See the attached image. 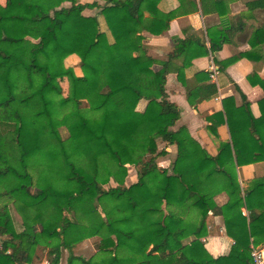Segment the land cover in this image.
I'll return each instance as SVG.
<instances>
[{
    "label": "trees",
    "instance_id": "16d2710c",
    "mask_svg": "<svg viewBox=\"0 0 264 264\" xmlns=\"http://www.w3.org/2000/svg\"><path fill=\"white\" fill-rule=\"evenodd\" d=\"M64 1L71 5L62 6ZM104 1L98 6L106 30L96 15L82 13L94 5L78 0L0 5V196L12 200L13 191H23L39 197L17 203L18 223L8 200L0 204V264L43 259L58 264L62 247L68 250L66 264H251L250 244L264 245V175L242 188L237 168L264 163V96L258 117L244 94L239 105L232 96L222 99V110L208 119L211 128L225 122L229 139L220 141L216 155L209 154L186 126L173 127L180 108L167 99L164 87L173 58L192 41H177L158 70L144 43L142 33L160 34L173 13L159 12V0ZM217 2L200 0L202 11L224 15ZM245 5L250 10L263 6ZM145 10L151 18H144ZM218 34L215 42L209 35L211 51L227 40L224 32ZM251 35V49L225 59L222 67L254 51L256 59L262 57L264 28ZM195 44L207 54L203 42ZM73 54L81 75L64 65ZM200 74L208 78V72ZM63 76L72 108L56 118L47 105L60 95L57 78ZM257 80L264 91V78ZM196 90L198 96L186 91L191 104L216 87L205 83ZM3 127L10 128L8 136ZM61 127L67 130L64 137ZM157 138L176 147L171 171L156 163V156L166 152L158 151ZM33 158L45 168L43 175L36 171L39 184L30 171L37 169ZM127 164L137 167V181L124 186ZM110 180L115 185L104 188ZM34 185L32 192L28 187ZM220 192L227 195L222 204L214 199ZM190 208L197 209V222L184 217ZM214 215L222 217L233 240L228 253L215 257L201 240ZM93 235L100 236L98 261L72 253L74 245Z\"/></svg>",
    "mask_w": 264,
    "mask_h": 264
},
{
    "label": "crops",
    "instance_id": "0c3cea01",
    "mask_svg": "<svg viewBox=\"0 0 264 264\" xmlns=\"http://www.w3.org/2000/svg\"><path fill=\"white\" fill-rule=\"evenodd\" d=\"M223 1L219 0L216 5H220ZM246 1H244L243 6L250 13L245 14L244 17L242 16L238 21L239 25L236 26L233 22L226 19L227 15H219L218 11L203 12L200 0H159L157 5L159 12L173 13L172 18L169 20L168 28L160 34H152L146 31L142 33L148 54L157 60V63L152 66L154 70L160 69L161 65L159 63L167 60L174 53L177 41L185 38H190L192 41L187 46V49L173 58L172 68L166 74L164 87L167 99L180 108V116L173 127L186 126L189 134L211 155L217 154L220 141L229 139V131L225 122H217L216 126L211 128V122L208 119L210 115L222 110L223 98L232 96L236 104L239 105L241 103L240 94L242 93L249 102L253 115L255 117L260 115L258 101L264 96V91L257 79L264 78V55L258 60L256 59L257 53H253L251 56H240L225 67L220 65L225 59L251 49L249 38H251V34L255 30L252 27L254 24L255 26L257 25L255 21H257L259 13L260 15H264V13L260 8L248 9L245 5ZM5 2L6 0H0V5H5ZM78 2L93 4L94 6L92 7L84 8L82 13L84 15H96L101 29L106 30L103 17L100 14L101 7L98 6L103 5L105 1L78 0ZM61 5L69 6L71 3L64 1ZM224 8L225 5L224 7H217L220 11H224ZM143 14L145 19L151 18L149 11L145 10ZM233 14L231 13V15ZM218 32H224L227 40L221 44L218 50L211 51L209 49V35L212 36L213 42H215V40L219 39ZM197 39L205 44L208 49L207 54L201 55L199 53L200 47L195 44ZM263 45L264 43L262 47ZM262 54H264V51ZM191 55L195 56H192V60L186 66L181 67L184 62L189 61L188 59ZM213 70L215 73L211 76ZM178 71H180V76L177 75ZM199 72H208V78L204 79ZM248 76H252V79L248 78ZM205 83H213L216 87V92L193 104L189 103L186 91L190 88L197 95L198 91L196 89L201 85H205ZM200 94L201 92L199 91ZM143 106L144 103L141 102L138 108L140 109ZM160 147H164L166 152L157 156L156 163L159 167L167 168L176 155V147L174 145L165 146L162 142H158V148ZM130 170L125 178V184L127 185L137 181L136 170L133 172ZM263 170L262 162L238 167L237 175L240 185L242 186L243 181H248L253 175L255 177L256 175H262L264 173ZM28 218L30 217L28 216ZM211 220L212 224L208 228L210 229L211 227V232L214 233L208 232L201 240L210 254L215 257L228 253L233 240L226 234L221 216L214 215ZM99 245L100 236L93 235L78 242L71 248V251L74 255H80L85 259L92 257L94 261H98L101 257L98 254ZM259 249L264 257V245ZM67 256L68 250L62 247L58 264H66Z\"/></svg>",
    "mask_w": 264,
    "mask_h": 264
},
{
    "label": "rangeland",
    "instance_id": "374dc122",
    "mask_svg": "<svg viewBox=\"0 0 264 264\" xmlns=\"http://www.w3.org/2000/svg\"><path fill=\"white\" fill-rule=\"evenodd\" d=\"M244 1H246V0H224L223 3L220 4V5H222V7H224V5H225V8H224L225 13H224V15H227L226 19L231 21V22H233L236 26L239 25L238 21H239V19H241L242 16L244 17L245 14H249L250 13V11L248 12L247 9L243 6L244 5ZM231 13H234V14L231 15ZM242 13H243V15H242ZM238 15H240L239 18H237ZM251 22H253V21H251ZM255 22H256L257 25L255 26V24H254L252 28H258V27L264 28V15L263 14L260 15V13H259L257 21H255ZM247 27H249V26H247ZM262 44L260 45V53L261 54L264 51L263 50L264 45L262 47ZM146 47H147V45H146ZM147 52H148V50H147ZM254 52L257 53L256 51H254ZM262 55H264V54H262ZM64 65L68 66V67H72V69H73V71H74V73L76 75H81L82 74L81 69H80V65H79V58L76 55L75 56H69L68 58H66L64 60ZM57 84L60 87V95L58 96V98H56L53 101H51L50 103H48L47 107L51 111V113H52V115L54 117L61 118L64 115V113L68 112L72 108L71 104L67 100V97L69 95V81H68V78L66 76L57 78ZM81 106L86 107L87 106V102L85 100H83L81 102ZM8 129H10V128L9 127H3L2 134H7L6 136H8V134H10V132H8ZM60 133H61L62 137H64V136L67 135V130L65 128L61 127L60 128ZM158 142H162L165 146L167 145L160 138H157L156 139V145H157L158 151L165 149L164 147L158 148ZM156 158H157V156H156ZM175 158H176V155L173 158V160L171 161L170 166L167 167V170L171 171L170 169L172 167V163L174 162ZM37 160H38L37 158H33V160H32L33 166L36 167L37 169H31L30 171L33 173V175L35 177L36 184H39V183L42 182V179L36 178V171L39 172L41 175H43V173H45V168ZM263 166H264V163H263ZM131 167H133V168H131ZM126 169H127V174H126L125 178L128 175L129 169H131L130 170L131 172H133L134 170H136V172H137V167L135 165L127 164L126 165ZM263 172H264V170H263ZM262 175H264V173ZM262 175H256V177H259V176H262ZM256 177H255V175H253V177L250 178L248 181H246V182L243 181L242 186L241 185L240 186L242 188H246L248 186L250 180H252L253 178H256ZM114 185H115V183L112 180H110L103 187L104 188H108L109 186H114ZM128 185H130V184H128ZM128 185L125 184V179H124V186H128ZM36 187L37 186L34 185V186L28 187V188H30V190L33 192ZM0 188H1V186H0ZM12 197H13L12 200H9L7 196H3V197L0 196V204L3 203L4 201L8 200L10 212H11V214H12V216H13V218H14L16 223H18L19 220H20V215L18 214L19 212L16 211V209H15V207H17L16 206L17 203L20 202V201L23 202V203H27L26 201H30V200L35 201L34 199H36V200L39 199V197L34 198V197H31V196L25 195V193L23 191H20V193L17 192V191H13ZM214 199H216L215 201H217L218 203L221 204L224 201H226L227 195H226L225 192H220L214 197ZM242 209H245V208L242 207ZM177 210H179V209H177ZM183 215H184V217L186 219L191 220L193 222H197L198 219L200 218L199 217V213H198L197 209H195V208H190L188 210L186 209V211L183 213ZM207 224H208L207 225V233L208 232L214 233V232H211L212 231L211 227H210V229L208 228L209 225L212 224V220L209 219ZM188 240H186V241H188ZM90 259H92V257H90ZM39 263H36V264H39Z\"/></svg>",
    "mask_w": 264,
    "mask_h": 264
},
{
    "label": "built area",
    "instance_id": "2783aa9c",
    "mask_svg": "<svg viewBox=\"0 0 264 264\" xmlns=\"http://www.w3.org/2000/svg\"><path fill=\"white\" fill-rule=\"evenodd\" d=\"M214 73H215V71L213 70L211 72V76H213ZM242 213L244 215L247 214L245 209H242ZM249 248H250V251H249L250 263L251 264H264V257L262 255L261 250L256 248L252 243L250 244ZM40 264H48V262L46 260H44Z\"/></svg>",
    "mask_w": 264,
    "mask_h": 264
},
{
    "label": "flooded vegetation",
    "instance_id": "af4514ba",
    "mask_svg": "<svg viewBox=\"0 0 264 264\" xmlns=\"http://www.w3.org/2000/svg\"><path fill=\"white\" fill-rule=\"evenodd\" d=\"M247 1L255 2V3H257V2H261L263 6L260 7V9H261L262 12L264 13V0H247ZM257 8H259V7H257Z\"/></svg>",
    "mask_w": 264,
    "mask_h": 264
}]
</instances>
